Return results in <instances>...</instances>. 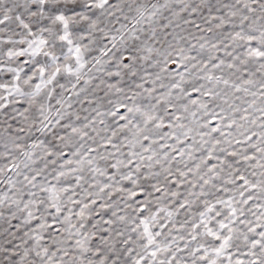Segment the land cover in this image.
<instances>
[{"label": "snow or ice", "instance_id": "6c2138e0", "mask_svg": "<svg viewBox=\"0 0 264 264\" xmlns=\"http://www.w3.org/2000/svg\"><path fill=\"white\" fill-rule=\"evenodd\" d=\"M0 264H264V0H0Z\"/></svg>", "mask_w": 264, "mask_h": 264}]
</instances>
